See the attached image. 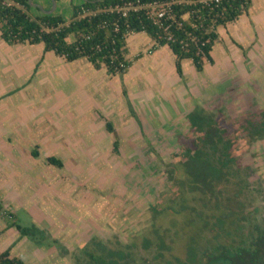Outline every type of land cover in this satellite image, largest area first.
<instances>
[{"label": "trees", "instance_id": "16d2710c", "mask_svg": "<svg viewBox=\"0 0 264 264\" xmlns=\"http://www.w3.org/2000/svg\"><path fill=\"white\" fill-rule=\"evenodd\" d=\"M3 1L0 0V35L9 44L41 42L44 51H52L66 61L85 58L95 69L104 67L110 74H123L130 65L126 58L127 36L145 32L157 46H169L179 76L183 59H189L197 71L203 69L205 61L212 63L210 51L218 39L217 27L234 21L251 3H174L170 14L154 23L144 10L130 11L126 16L100 10L79 17L83 10L137 0H84L73 7L68 20L56 13L32 16L28 0H13L19 6ZM186 116L190 126L178 136L179 150L172 156L169 176L180 192L163 207L151 206L153 221L140 239L122 243L116 238L106 240L93 235L70 251L46 229L34 223L21 225L1 201L0 214L21 236L38 246L55 247L71 264H264L262 192L252 183V168L242 166L239 157L244 145L264 139V107H249L230 123L221 109L209 111L200 104ZM105 124L108 131H114L109 121ZM113 150L118 152L117 139ZM32 154L37 155V151ZM47 161L56 167L63 165L53 155ZM161 214L172 219V227L163 228L157 223ZM0 264L26 263L12 256L8 248L0 252Z\"/></svg>", "mask_w": 264, "mask_h": 264}, {"label": "rangeland", "instance_id": "374dc122", "mask_svg": "<svg viewBox=\"0 0 264 264\" xmlns=\"http://www.w3.org/2000/svg\"><path fill=\"white\" fill-rule=\"evenodd\" d=\"M46 61L51 68L52 62ZM66 63L71 67L70 62ZM43 64L45 67V62ZM245 69L246 73L237 70L236 79L239 80L231 85L232 92L223 82L213 89L205 88L204 80H200L199 92L187 90L190 95L186 93L184 112L182 106L171 112L162 109L144 114L139 117L140 121L136 119L137 113L128 112L124 103L114 112L108 111V107L104 111L99 109L98 114L88 110L89 98L81 95L80 89L71 96L70 88L65 86L60 75L56 78V97L52 96L55 78L49 76L48 81L53 79V82L45 83L46 79L42 84L36 75L31 79L37 86L34 91L31 89L37 93L32 98L36 105L40 102L37 99L40 96L36 97L40 90L42 95L38 119L35 114L22 111V104L14 102L22 98L23 88L9 89L5 98L11 100L9 106L14 105L15 109L7 113L20 125L19 136L24 134V139L15 146L17 161L8 163L7 185L11 192L8 200L13 207L7 204L4 209L13 210L16 221L23 226L36 222L51 236L61 239V244L71 251L93 235L106 240L116 238L122 243L140 239L151 227V206L163 207L180 192L169 177L170 164L179 150L178 136L189 129L186 116L189 109L200 101L209 111L221 109L226 122L230 123L249 107H264V48H261L259 59H254L252 65H245ZM47 92L53 98L50 103L48 99L43 100ZM227 93L235 98L230 102L233 105L227 103ZM173 99H169V103L176 109L177 101ZM107 120L113 132L107 130ZM116 139L118 152L113 150ZM33 150L37 155L32 154ZM51 155L61 159L62 167L47 161ZM239 157L242 166H250L253 170L251 180L260 186L261 213L264 214V139L244 145ZM12 165L14 167L10 168ZM252 205L251 201L249 209ZM157 223L163 228L172 227L168 215L161 214ZM177 249L180 250L178 245ZM62 257V264H71L67 256Z\"/></svg>", "mask_w": 264, "mask_h": 264}, {"label": "crops", "instance_id": "0c3cea01", "mask_svg": "<svg viewBox=\"0 0 264 264\" xmlns=\"http://www.w3.org/2000/svg\"><path fill=\"white\" fill-rule=\"evenodd\" d=\"M83 1L55 0L56 5L52 13L60 14L68 20L72 16L73 7L81 5ZM32 3L41 5L45 10L52 7V0H32ZM29 13L36 16L44 12L31 5ZM217 32L218 39L210 51L212 63L205 61L203 69L197 71L189 59H183L182 76L176 71L175 56L169 46L167 44L157 46L145 32H133L127 36L126 58L130 65L123 74H110L104 67L95 69L85 58L66 61L52 51H44L41 42L9 44L0 35V201L4 208L7 209V204L12 205L8 200L11 193L7 185L8 163L17 161L18 149L15 146L24 139V134L22 137L19 136L20 125L13 122V115L7 113L15 109L14 105L12 108L9 106L11 100L5 98L9 94V89L16 86L23 88L22 98L14 102L22 104V111L25 113L35 114L36 119L40 114L42 95L41 90H38L40 93L36 97L40 96L37 98L40 102L36 105L32 101L37 94L33 92L37 86L31 83L34 75L41 84L46 79L45 83H51L55 78L53 97L57 95L56 78L60 75L65 86L70 88L69 94L74 96L80 89V94L83 96L85 94L89 98L88 110L97 114L106 107L108 111H119L123 103L126 109H129L128 112L137 113L135 115L138 121L144 114L160 112L162 109L171 112L182 106L184 112L186 93L187 96L190 95L187 90L199 92L200 80H204L205 88L207 86L213 89L218 88V84L223 82L225 88L232 92L231 85L239 80L236 79L237 70L246 73L245 65H252L254 59H259L261 48H264V0H251L246 12L240 14L234 21L218 26ZM70 39H73V35ZM48 59L52 62L51 68L47 66ZM65 61L70 62L71 67H67ZM49 76L53 78L50 81ZM44 96L43 100L48 99V103L53 99L50 98L49 92ZM169 99L177 101L174 105L176 109L172 108ZM226 100L229 105H233L230 102L235 98L227 93ZM53 102H56L55 99ZM241 102L244 101L241 99ZM198 104L203 105L200 101ZM29 105L31 112L28 111ZM102 116L104 118V115ZM13 167L12 165L10 168ZM11 212L14 213L13 210ZM52 237L61 241L54 235ZM8 248L12 256L22 259L26 264H62L64 258L55 247L38 246L26 236H21L15 227L7 225L6 218L0 214V252Z\"/></svg>", "mask_w": 264, "mask_h": 264}, {"label": "built area", "instance_id": "2783aa9c", "mask_svg": "<svg viewBox=\"0 0 264 264\" xmlns=\"http://www.w3.org/2000/svg\"><path fill=\"white\" fill-rule=\"evenodd\" d=\"M208 2V1H219V0H152L146 3H141L138 0L133 1H126L122 4H115L114 6L105 7V8H97L96 10H83L82 13L79 14V17H84L88 15L95 14L97 11L100 10H109V11H117L122 14V16H126L130 11H136V10H144L145 14L153 20L154 23H160V20L162 18L166 17V15L170 14L172 5L174 3H181V2ZM5 4L10 5H17L19 4L17 2H14L13 0H4ZM165 30L167 27L164 28ZM116 30V29H115ZM167 32V31H166ZM168 34V32H167ZM171 36L168 35V39H170Z\"/></svg>", "mask_w": 264, "mask_h": 264}, {"label": "water", "instance_id": "95a60500", "mask_svg": "<svg viewBox=\"0 0 264 264\" xmlns=\"http://www.w3.org/2000/svg\"><path fill=\"white\" fill-rule=\"evenodd\" d=\"M28 2H29L30 5H34V6H36L37 8L42 9L43 12H44V13H47V14L52 13V11L54 10L55 5H56L55 0H52V7H51L49 10H45V9L42 8L41 5H39V4H37V3H35V4L32 3V0H28Z\"/></svg>", "mask_w": 264, "mask_h": 264}]
</instances>
